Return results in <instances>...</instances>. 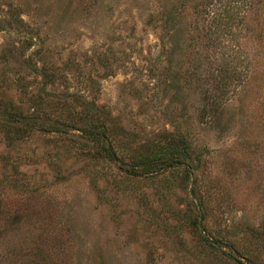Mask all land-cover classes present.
<instances>
[{
	"label": "rangeland",
	"instance_id": "rangeland-1",
	"mask_svg": "<svg viewBox=\"0 0 264 264\" xmlns=\"http://www.w3.org/2000/svg\"><path fill=\"white\" fill-rule=\"evenodd\" d=\"M224 1L0 0V15L19 6L22 17L39 29L48 64L70 77V92H86L104 103L139 136L145 137V131L156 138L162 126L169 127L161 114L168 105L170 118L189 133L194 152L201 155L194 186L205 208L206 230L201 232L225 235L244 253L248 237L241 236L242 230L249 235L251 228L264 223V0H240L233 10L243 19L242 29L235 26L236 36L207 40L208 21ZM172 8L182 18L168 34L195 41L193 50L200 54L190 59L193 65L184 63L190 61L187 56L181 61L178 46L161 51L159 63L153 65L162 29L154 28L160 21L150 15L164 17ZM12 39L0 32V43ZM232 60L242 79L228 85L226 96L233 107L225 110L218 127L199 117L212 100L203 97V82L208 79L210 90H219L230 67L225 61ZM71 62L81 65L79 77L76 71L73 75L74 67L65 71ZM193 69L198 76L189 84L186 78ZM160 71L166 85H177L175 95L169 91L158 105L150 73ZM248 73L254 74L249 78ZM26 80L32 86V78ZM9 96L20 105L29 98L17 92ZM225 118L232 123L227 130L222 129ZM53 136L35 133L11 150L0 135V264L247 263L229 245L211 249L198 231H176L172 212L193 207L190 184H178L179 172L137 178L136 194L114 186L112 180L119 175L114 167L95 177L91 158L82 154L85 148ZM245 137L252 142L249 148L243 144ZM7 152L11 160H19L20 174L4 166ZM171 176L176 181L164 199L163 179ZM251 246L253 256L264 264V246Z\"/></svg>",
	"mask_w": 264,
	"mask_h": 264
},
{
	"label": "trees",
	"instance_id": "trees-1",
	"mask_svg": "<svg viewBox=\"0 0 264 264\" xmlns=\"http://www.w3.org/2000/svg\"><path fill=\"white\" fill-rule=\"evenodd\" d=\"M239 1L225 0L222 8L214 12L215 14L207 24V40L211 39L213 35H215V40L219 35L232 34L236 36L237 33L233 30L235 26L237 29H242L243 19L237 16L233 10L236 9L237 3L239 5ZM10 7L4 12L3 16L0 15V32H4L7 36L13 38L0 43V135L5 147L14 150L21 140H25L35 133L52 134L55 141L66 140L80 150L85 148L86 150H81L82 154L91 158L95 177H102L109 169L114 167L119 174L112 180L114 186L136 192V194L137 178L142 177L146 180L156 178L164 172H179L177 174L178 184H190L188 192L192 197L193 207H189L186 212H181L178 209L172 212L178 222L176 231L178 232L181 227H189L193 232L198 231L201 240L211 249L218 250L221 249V244H226L232 248V251L241 254V257L248 264H260L258 256L254 257L249 249L253 248L251 245L255 248L264 246V223L261 226L251 228L249 235L242 230L243 234L241 236L248 237L246 239L248 246L243 247L244 253L233 248L232 243L234 241L225 235L209 233L205 236L201 232V230H206L202 225V221L205 219V208H203V201L194 188L196 182L195 172L199 168L201 155L194 152L189 133L182 128L180 123L175 122V117L170 118L172 115L168 113L169 106L166 105L163 107L165 109H161V114L168 121L169 127L162 126L156 138H151L147 132L143 131L141 133L146 136H142V138L139 133L126 127L121 122L120 117L114 115L104 103H98L94 99H90L86 92H80L79 90L70 92L67 85L70 77L60 72L58 74L56 67L48 64L46 60V49H43V41L38 27L22 17V9L19 6ZM150 17L152 21H160L156 26L153 25L154 28L157 30L160 26L162 29L161 36L158 37L159 43H157L159 52L154 57L155 63L153 65L159 63L162 56L161 51L168 46H178L181 61H184L183 59L186 56L190 60L192 56L196 55L195 57H197L200 54V51L193 50L195 44L193 39L186 40L187 38H185L180 41L179 38H174L168 34L169 27L172 28V25L180 22L182 18L181 14H175L173 8L166 12L164 17L152 14ZM149 22L151 23V20ZM254 30H257V28H254ZM251 31L250 34H254L255 31ZM214 39L212 38V40ZM184 50L186 51L185 54ZM255 58L261 59L262 56L256 55ZM166 60L171 63L172 55H168ZM233 60L231 62L225 61V64L230 65V67H226L227 71L225 73L228 75L223 74L224 81L219 83L222 84L221 87L219 86V90L217 88L216 91H211L208 79L203 82V97L212 100L207 102L206 107L201 109L199 117L200 119H209L218 127L225 110L233 107L226 96L227 87L234 80L240 81L242 79L243 72L235 67ZM191 61H184V63L193 65ZM69 65L70 67H64L65 71H70L74 67L73 75L75 71L78 77L82 74L81 65L73 66V62ZM197 70L193 69L191 74L187 75L186 80L190 82L189 84H192L198 76ZM253 72L256 73L257 71L253 70ZM250 73H248L249 78L254 74ZM160 74H162L161 71L159 74L154 75L150 73L155 80L153 84L155 87L154 96L158 105L163 103L169 91L172 92L177 85L175 84L174 87L166 85L165 75L161 77ZM176 74L180 75V79L183 77L181 70ZM26 76L32 78V86H29ZM10 91L14 95L17 92L18 95L29 97L25 105H20L21 102L15 103L12 97L9 96L12 93L8 94ZM173 95L175 94L173 93ZM230 125L232 123L230 124L225 118L222 129L227 130L231 127ZM243 144L248 147L251 146L252 142L248 137H245ZM3 155L4 166L10 167L14 174H20L18 169L19 160H11L13 157L8 152ZM163 180L166 182V191L161 192L160 196L165 199L171 192L176 178L171 176ZM91 181L94 184L97 183V180L93 178ZM228 255L238 259L234 254Z\"/></svg>",
	"mask_w": 264,
	"mask_h": 264
}]
</instances>
